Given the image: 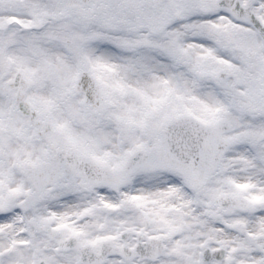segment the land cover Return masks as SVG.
Segmentation results:
<instances>
[{
  "label": "snow or ice",
  "instance_id": "6c2138e0",
  "mask_svg": "<svg viewBox=\"0 0 264 264\" xmlns=\"http://www.w3.org/2000/svg\"><path fill=\"white\" fill-rule=\"evenodd\" d=\"M0 264H264V0H0Z\"/></svg>",
  "mask_w": 264,
  "mask_h": 264
}]
</instances>
